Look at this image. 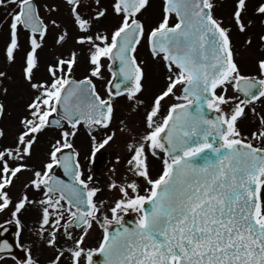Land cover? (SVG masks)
I'll return each mask as SVG.
<instances>
[{"label":"rangeland","instance_id":"374dc122","mask_svg":"<svg viewBox=\"0 0 264 264\" xmlns=\"http://www.w3.org/2000/svg\"><path fill=\"white\" fill-rule=\"evenodd\" d=\"M38 2L49 26V35L42 40L25 33L16 24L15 6L0 8V102L4 109L0 125V227L12 222L20 225L18 243L29 254V264H73L70 252L63 249L69 230L61 228L66 226L61 219L65 221L68 215L51 207L50 201L45 202V208L38 203L28 205L32 190L45 185L38 177L46 176L45 169L51 165L56 146L73 144L72 130H52L47 124L44 127L42 120L50 112L48 107L46 109V99L68 77L91 78L98 94L107 98L108 59L104 53L112 36L134 20L142 25L145 33L135 57L143 76L141 91L136 96L114 101L110 128L98 133L107 138L100 150L102 157L98 158L95 174L106 177L109 185L101 192L107 195L104 215L94 216L93 224L78 243V264H90L89 256L96 252L100 234L126 217L140 221L139 205L150 197L160 178L145 147L154 148V137L170 109L182 105L184 100L179 96L182 84L169 85L173 77L164 69L160 58L151 53L148 41L150 35L165 28L171 18L164 17L160 0H151L142 13L127 17L124 24L125 15L120 14L114 1L107 0L102 6L91 9V13H84L82 8L80 14L89 17L86 21L89 24L83 26L85 22H79L74 28L67 8L60 13L55 0ZM211 5L223 27L229 30L240 75L249 76L258 66L262 68L264 0H213ZM71 63L77 64L73 74ZM95 64L96 69L103 65L105 71H93ZM238 74L224 85L214 110L231 126L246 112L240 125L252 127V131L259 133L264 130V122L255 121L254 115L264 116V107L249 108L239 103L234 89ZM234 107H238V111H233ZM236 130L240 134V128ZM62 136L66 141L62 142ZM88 152L86 148L87 155ZM82 156L85 169L94 174V169ZM160 167L159 164V170ZM53 171L50 170L48 176ZM101 205L97 204L99 208ZM261 220H264V196L258 213V221Z\"/></svg>","mask_w":264,"mask_h":264},{"label":"water","instance_id":"95a60500","mask_svg":"<svg viewBox=\"0 0 264 264\" xmlns=\"http://www.w3.org/2000/svg\"><path fill=\"white\" fill-rule=\"evenodd\" d=\"M145 1L120 0L132 13L139 11ZM208 1L167 0L180 25L154 35L151 42L156 51L165 52L192 79L182 90V96L191 97L194 102L172 112L160 136L162 145L172 158L199 143L209 142L212 146L174 163L168 177L143 204L142 226L130 219L114 226L99 252L91 257L92 264H264V222L257 223L259 191L264 184V153L239 144L230 149L213 147L220 144L219 138L226 130L207 104L214 101L213 90L229 74L232 62L227 40L210 19ZM21 18L27 29L44 33L33 3L23 6ZM140 37L141 28L135 23L117 38L110 55L111 96L139 90L141 73L133 52ZM208 57L218 61V70L211 72L214 79L205 69ZM254 85L243 80L237 88L243 94ZM109 112L108 103L99 102L88 82L69 81L57 104V116L72 124L104 125ZM49 123L61 125L58 118ZM60 184L53 177L48 185L76 204V193L61 191ZM74 225L81 226L78 219ZM17 231L15 224L0 228V256L11 255L24 264L27 255L17 247Z\"/></svg>","mask_w":264,"mask_h":264},{"label":"flooded vegetation","instance_id":"af4514ba","mask_svg":"<svg viewBox=\"0 0 264 264\" xmlns=\"http://www.w3.org/2000/svg\"><path fill=\"white\" fill-rule=\"evenodd\" d=\"M27 0H13V1H8L5 2L3 0H0V8H7L11 5L13 6H21L22 3L26 2ZM37 6L38 9V14L40 19L42 20V22L45 24L46 26V32L42 37H36V39H44L46 37H48L49 35V26L48 23L46 22L42 9L40 7V3L38 2L39 0H33ZM106 2L107 0H55V2H58L59 5H56V8H58L59 12L61 13L63 10H65V8L68 9V13L69 15L73 18V22H74V28H76L77 23L79 22H86L88 21V19L85 16H81V9L84 8L85 12L84 13H91V9H93L94 7L97 6H102V3ZM56 10L55 7H52ZM212 10V14H213V19L216 21V23L223 29L221 23L218 21L214 9ZM215 16V17H214ZM89 24V22H88ZM177 24H175V22L173 21L170 27H175ZM20 26V25H19ZM20 28L22 29V31H24L25 33L33 36L30 32H27L26 30H24L21 26ZM231 42V41H230ZM263 42H264V38H263ZM231 44V43H230ZM231 49L232 48V44H231ZM233 58H234V53L232 54ZM70 69L72 71H75V68L77 66V64L73 63L70 64ZM104 68V66H103ZM242 77L244 78H248L257 82H261L264 85V68H260V66L257 67V70L253 73L250 74L249 76H245L243 75ZM79 81H83V80H79ZM219 90H217L215 93H218ZM240 99H242V97H240ZM260 99L258 102L253 103L248 105V107H257L260 105H262L264 107V91L261 94V96L258 98ZM103 101L107 100V99H102ZM114 100H110L111 103V111H112V119H113V114L115 112V108H114ZM258 108V107H257ZM256 109V108H255ZM253 111V110H252ZM246 112L243 116V118H238L237 121L233 124L232 127V133L225 139V141L223 142V145L225 146H231L234 143H243L246 145H249L255 149L258 150H262L264 151V130H260L259 133H256V131H252V127H244L242 128V126L240 125L241 121L244 119V117L246 116ZM254 120L258 121L261 120L264 122V116H260L259 114L254 115ZM113 121V120H112ZM239 127L240 128V134L238 133V131L236 130V128ZM234 128V131H233ZM59 129H63V130H69L73 132V144L70 143L71 148H66V149H61L59 155L57 154V159H56V167L54 172L52 173V176L55 175L57 176V178L62 182L61 187H69L67 184L69 183L70 178L66 177L61 168H60V164H59V157L66 151H69L73 154L75 161L79 167V173L78 176L74 178V180L76 179L77 182L80 184V186L85 188V191L88 194V200H89V210L86 213L87 216V224L82 227V228H75L73 226V220L76 218L77 215L81 214V209L79 207H73L71 206L61 195L57 194V193H53L50 192L47 188V181L49 179V177L47 178V176H39L38 178L42 181V183H45L44 187L43 184L40 186V188L38 190H35L33 192L32 198L29 197L28 200L29 203V207L32 204L38 203L40 205H42L41 207L45 208V202L46 201H50L52 202V206L54 207L55 210H57L60 213H65L68 215V218L61 219V222L65 223V227H61L63 229H67L69 230V233L67 235H65V240H63L64 244V248L65 250H68L70 252V259L73 262V264L75 263V259L77 257V252H78V247H79V241L81 239V237H85V231L86 229L93 224L95 217L94 216H102L104 215V211L103 208H105V206L107 207V204H105V200L107 199V195L105 196L104 194H101L102 190H107L108 189V185H109V181L107 180L106 177H103L101 175H96L95 174V166L97 165L98 162V158L102 157V155H99L100 150L103 148L104 144H105V139L107 138L106 135H100L98 133L100 132H105V130L107 128H101V127H86L82 124H78L76 126H71L66 122H63L62 126ZM258 132V131H257ZM62 138L64 139L65 136H62ZM62 139V142L64 141ZM62 148L64 147V145H60ZM86 148H88V155L85 153ZM145 149L147 150V155L148 156H152L154 163V169L157 170V174H159V177L162 179L167 175L170 165H171V161H169L165 154L163 153V151L160 149L158 141L157 144L154 145V148L150 147L149 145H146ZM85 157V161L87 162V164L91 165L92 168L94 169V174H91L88 172L87 169H85V166L83 165V156ZM159 164L161 165L160 170H159ZM101 167L103 166V163L100 164ZM67 185V186H66ZM101 186H104L103 188ZM70 188V187H69ZM75 192H77L78 194L84 195L85 193L79 189V186L77 187V190H75ZM106 198V199H105ZM80 205L82 207L85 206V204L81 201ZM103 204L101 205V207L99 208L97 206V204ZM25 205V209H26ZM48 207V206H47ZM17 224V223H16ZM57 229H60V226L57 227ZM107 232V231H106ZM106 232L104 231L102 233V235L100 234L99 236V240L96 246V250L97 251L101 244L103 243L105 236H106ZM97 238H94L93 240H95ZM66 244V245H65ZM19 245V244H18ZM19 247L21 249H24L23 247H21L19 245ZM94 251V252H95ZM27 252V251H26ZM28 254V253H27ZM3 261H8L12 264H17V262L15 261V259L11 256H4V257H0V263ZM30 263V256L28 254V261L25 264H29Z\"/></svg>","mask_w":264,"mask_h":264}]
</instances>
